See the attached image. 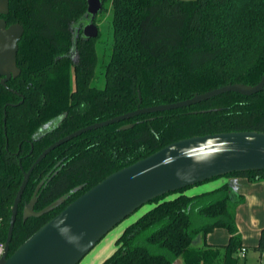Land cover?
I'll return each instance as SVG.
<instances>
[{"label": "trees", "instance_id": "16d2710c", "mask_svg": "<svg viewBox=\"0 0 264 264\" xmlns=\"http://www.w3.org/2000/svg\"><path fill=\"white\" fill-rule=\"evenodd\" d=\"M110 5L112 42L102 86L93 84L98 36L87 39L81 31L86 0H9L8 13L0 14L7 25L24 29L16 56L19 75L6 87L0 84V241L6 239L23 171L51 143L137 107L227 84L254 85L264 73V0H110ZM127 124L132 126L120 129ZM237 131L264 132V90L226 92L138 115L60 144L30 173L9 254L109 174L172 142ZM224 176L258 181L264 170ZM41 180L35 211L63 195L65 200L24 219L23 207ZM188 187L152 200L154 206L125 227L100 264H172L178 258L184 264H238L240 249L246 250L235 222L243 195L227 184L194 195L185 193ZM214 228L228 231L226 244L206 243ZM198 236L201 246L193 242ZM254 250L264 258V228Z\"/></svg>", "mask_w": 264, "mask_h": 264}, {"label": "water", "instance_id": "95a60500", "mask_svg": "<svg viewBox=\"0 0 264 264\" xmlns=\"http://www.w3.org/2000/svg\"><path fill=\"white\" fill-rule=\"evenodd\" d=\"M86 1L85 17L88 19H84L81 31L84 38L91 39L96 38L99 33L95 19L102 11L103 1ZM8 6L9 0H0L1 15L8 13ZM23 31L20 23L7 25L5 19L0 18V84L4 87L7 80L19 75L16 56ZM263 90L264 73L254 85L227 84L180 101L137 107L124 114L79 128L51 143L39 154L31 167L23 171V179L11 208L0 264H78L104 235L143 204L214 177L264 170V132H222L181 139L106 176L67 204L9 254L18 204L30 173L55 147L86 131L138 115L187 107L226 92L252 95ZM138 96L140 98V92ZM131 126L132 124H127L120 129ZM42 184L43 180L25 203L24 219L41 215L65 200L66 195H63L35 211L34 203ZM179 261L180 259H176L172 264H178Z\"/></svg>", "mask_w": 264, "mask_h": 264}, {"label": "rangeland", "instance_id": "374dc122", "mask_svg": "<svg viewBox=\"0 0 264 264\" xmlns=\"http://www.w3.org/2000/svg\"><path fill=\"white\" fill-rule=\"evenodd\" d=\"M103 7L106 10H102L100 13H98L95 19V23L99 29V33H98V37L96 41V52H97L98 60H97L95 76L93 78V84H95L96 86L103 85V76H102L103 66L105 62L108 60V57L111 51V42H112V29H111V24H110V18H111L110 0H105V2L103 3ZM84 19H88V17L86 16ZM222 177H225V176H219V177L204 181L202 183L192 185L185 190V193L191 195V194L199 193L201 191H207L215 184H219L221 179H223ZM153 206H154L153 202H148V203L143 204L141 207H139L133 213H131L125 219H123L120 223L114 226L106 235H104V237H102V239L99 242L102 243V246L104 244H107L108 241L110 243H114L119 235L113 241H112V236L119 229L123 228L122 229V232H123L125 227H127L128 225L136 221L142 214H144L146 211L151 209ZM253 211L257 219L259 220V224L260 222H264V202L262 204L258 203L257 208H255ZM239 221L242 223L244 231L246 232V236L243 237L242 239L243 240L242 245L246 246V252H245L244 257L240 256L238 264H258L259 257L261 258V260H264V259L262 256H259V253L257 251L254 250V246L257 244V237H258L257 233L259 234L260 231L264 228V226L261 225L262 227L260 226L259 229H257L258 223H254L250 218L247 219L245 213L241 215V217L239 218ZM235 222H236V225H238L236 217H235ZM212 232L214 233V236H213L214 240L220 242V240L225 239L227 243L228 231L225 228H214L209 233H212ZM200 241H201V237L198 236L193 242L195 244V243H199ZM90 251L81 259L80 264H85L89 262L95 250H93L92 252ZM113 251L110 253V255L113 253Z\"/></svg>", "mask_w": 264, "mask_h": 264}, {"label": "crops", "instance_id": "0c3cea01", "mask_svg": "<svg viewBox=\"0 0 264 264\" xmlns=\"http://www.w3.org/2000/svg\"><path fill=\"white\" fill-rule=\"evenodd\" d=\"M222 178L223 179H221L219 184H215L214 186H212L207 191L216 189V188H218L224 184H227L233 192L243 195L244 202L242 204H240L236 209V220H237V224H238L237 227H238V230L241 234V238L243 239V237L246 236V232L244 231V228L242 226V223L239 221V218L244 213H245L247 219L250 218L254 223H258L257 229H259V227L261 225L264 226V222H260V224H259V220L257 219V217L253 211L255 208H257L258 203L262 204L264 202V179L258 180V181H249L246 177L228 176V177H222ZM202 192H206V191H201L199 193H202ZM199 193H195V194H199ZM191 195H194V194H191ZM122 229L123 228L119 229L112 236V241L114 239H116V237L118 235H120V233H122ZM213 236H214L213 232L207 234L206 239H205L206 243H208V244H226L225 239L220 240V242H219V241L214 240ZM257 236L259 237L258 233H257ZM227 237L229 238V233H228ZM258 237H257V241H258ZM202 244H203V240L201 239V241L199 243H195L194 245L195 246H201ZM242 246L246 247L244 245H242ZM93 250H95L93 253V256L91 257L89 262L85 263V264H100L106 257H108V255H110V253L113 250H115V242L110 243L108 241V243L104 244L103 246H102V243L98 242V244H96V246L90 252H92ZM178 259H180V258H178ZM260 262H261V258L259 257L258 258V264ZM80 263L81 262H79V264ZM178 264H184L182 259H180Z\"/></svg>", "mask_w": 264, "mask_h": 264}, {"label": "built area", "instance_id": "2783aa9c", "mask_svg": "<svg viewBox=\"0 0 264 264\" xmlns=\"http://www.w3.org/2000/svg\"><path fill=\"white\" fill-rule=\"evenodd\" d=\"M0 225H1V217H0ZM4 249H5V241H0V259L4 253ZM245 248H241L239 251V255L244 257L245 256Z\"/></svg>", "mask_w": 264, "mask_h": 264}]
</instances>
